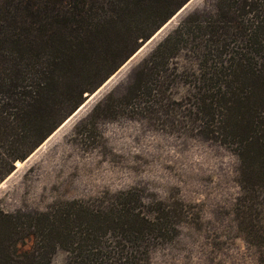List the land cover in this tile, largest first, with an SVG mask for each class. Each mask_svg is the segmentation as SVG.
Returning <instances> with one entry per match:
<instances>
[{"label": "trees", "instance_id": "16d2710c", "mask_svg": "<svg viewBox=\"0 0 264 264\" xmlns=\"http://www.w3.org/2000/svg\"><path fill=\"white\" fill-rule=\"evenodd\" d=\"M190 1L0 0V184ZM119 119L229 150L235 224L264 264V0H207L185 15L75 131ZM186 208L138 188L0 208V264H50L58 249L64 264H152Z\"/></svg>", "mask_w": 264, "mask_h": 264}, {"label": "rangeland", "instance_id": "374dc122", "mask_svg": "<svg viewBox=\"0 0 264 264\" xmlns=\"http://www.w3.org/2000/svg\"><path fill=\"white\" fill-rule=\"evenodd\" d=\"M207 0H191L145 42L129 62L0 184V208L44 211L54 203L95 197L104 191L142 190L149 202L181 201L187 222L168 243L153 250L152 264H260L257 248L237 230L238 160L219 144L170 134L144 122L101 121L90 133L80 121L130 70ZM58 249L50 264H64Z\"/></svg>", "mask_w": 264, "mask_h": 264}, {"label": "water", "instance_id": "95a60500", "mask_svg": "<svg viewBox=\"0 0 264 264\" xmlns=\"http://www.w3.org/2000/svg\"><path fill=\"white\" fill-rule=\"evenodd\" d=\"M188 3H189V2H188ZM188 3H187V4H188ZM187 4H186V5H185V6H184L179 12H181V11L187 6ZM179 12H178V13H179ZM178 13H177V14H178ZM177 14H176V15H177ZM155 35H156V34H154L149 40H151ZM149 40H148V41H149ZM141 47H142V46H141ZM138 51H139V50H138ZM138 51H137V52H138ZM137 52H136V53H137ZM136 53H135V54H136ZM135 54H134V55H135ZM134 55H133V56H134ZM133 56H132V57H133ZM132 57H131V58H132ZM131 58H130V59H131ZM130 59H129V60H130ZM129 60L126 61V62H125L120 68H119V70H120L121 68H123V67L129 62ZM119 70H118L116 73H114L110 78H113V77L119 72ZM110 78H109V79H110ZM109 79H108L107 81H109ZM107 81H106L105 83H103V84H102V85H101V86H100L95 92H93L91 95L97 93V92L100 90V88H101L102 86H104V85L107 83ZM91 95H87L85 99H88L89 97H91ZM78 109H79V108H78ZM78 109H77L75 112H77ZM75 112H74L71 116H73V115L75 114ZM71 116H70V117H71ZM70 117H69V118H70ZM69 118H68V119H69ZM50 136H51V135H50ZM50 136H49V137H50ZM49 137H48V138H49ZM48 138H47V139H48ZM47 139H46V140H47ZM46 140H45V141H46ZM26 160H27V159H26Z\"/></svg>", "mask_w": 264, "mask_h": 264}, {"label": "bare ground", "instance_id": "6f19581e", "mask_svg": "<svg viewBox=\"0 0 264 264\" xmlns=\"http://www.w3.org/2000/svg\"><path fill=\"white\" fill-rule=\"evenodd\" d=\"M110 79H111V78H110ZM110 79H109V80H110ZM108 82H109V81H107V83H108ZM107 83H106V84H107ZM104 86H105V85H104ZM102 87H103V86H102ZM102 87H101V88H102ZM101 88H100V89H101ZM95 94H96V93H95ZM93 95H94V94H93ZM50 137H51V136H50ZM48 139H49V138H48ZM16 165H17V166H20V163H17Z\"/></svg>", "mask_w": 264, "mask_h": 264}]
</instances>
